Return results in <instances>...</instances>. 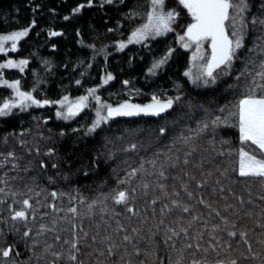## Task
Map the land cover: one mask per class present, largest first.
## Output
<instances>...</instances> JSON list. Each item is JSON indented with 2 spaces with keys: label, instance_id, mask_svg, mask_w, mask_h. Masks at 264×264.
Returning a JSON list of instances; mask_svg holds the SVG:
<instances>
[{
  "label": "trees",
  "instance_id": "obj_1",
  "mask_svg": "<svg viewBox=\"0 0 264 264\" xmlns=\"http://www.w3.org/2000/svg\"><path fill=\"white\" fill-rule=\"evenodd\" d=\"M81 2L83 0H0V33L26 26L33 18L37 20L29 35L19 42L18 49L8 53L14 59L29 58V65L24 73L16 69L6 71V78H19L25 88L35 85L38 95L46 94L58 99L63 94L75 97L83 94L86 87L102 84V77L107 70L116 77L100 91L109 103L115 104L123 99L147 103L153 92L161 96L180 95L181 98L162 117L115 120L102 125L92 135L85 134L83 127L91 122L92 114L89 112L69 123L57 121L51 108L33 110L9 119L0 117V152L6 150L3 138L7 135L8 147L16 151L19 159L18 169L13 170L11 164L6 168L0 167V177L7 170L9 176L13 177L9 185L22 194L15 199L19 201L23 196L31 197L36 212L35 221L29 216L32 234L25 237L24 226L16 223L13 228L9 217L8 205L12 203L13 197L9 195L7 201L0 205V229H3L0 232V249L12 245L14 253L16 250L19 252V255L13 254L9 258L0 254V264L6 259L17 260L20 264H37V256L39 264H49L54 258L50 253L44 255L41 252L43 244L47 242L54 245V250L67 248L64 242L77 234L81 238L79 246L85 264H97L98 257L100 264H120L121 256L125 262L131 259L132 264H171L177 257V250L182 247L183 237L177 242L176 249H171L163 242L165 226L175 218V212L164 217L165 224L160 225L159 229L153 227L161 218L160 207L169 203L157 186L159 183L165 184L173 197L175 192H179L182 202L194 205L192 215L202 213L205 219L219 222L215 214L209 218V210L197 203L201 195L213 202L214 207H220L230 218H233L231 214L235 211L240 217L237 221L239 227L247 230L252 249L264 251V245L260 243L264 240V228L259 223L264 221V200H261V196H264V181L255 177H240L238 171L232 170L237 165L239 148L260 155L258 147L250 142L242 143L235 127L221 126L213 130L210 125L207 130L198 131L199 121H210L221 115L219 109L222 106L225 107L226 115L229 102H235L238 90L235 71L215 87L194 89L185 77L189 53L178 47L173 36L159 38L146 45H130L122 52L115 50L114 42L126 39L132 28L142 22L149 8V0H121L103 7L86 6L81 13H71V9ZM253 5L251 10L254 12L259 0H253ZM131 12L136 15L129 19L127 14ZM64 16L69 19H64ZM49 28L62 34L48 36ZM252 37L253 33L250 32L246 40L248 47H251ZM80 38L84 39V44L79 43ZM53 43L56 48L51 47ZM89 43H95L96 49L89 48ZM103 46H107L106 60L103 52L94 57V52ZM169 46L175 49L171 58L156 75L148 74L147 68L153 58H159ZM6 57L0 55V63ZM44 59L51 62V71L45 70ZM89 64L91 66L87 67ZM236 67H243L240 60L236 61ZM76 79H81V85L75 84ZM124 79H128L130 84L123 85L121 82ZM240 79L242 81L244 77ZM133 88L138 91L134 92ZM242 90L239 87V91ZM6 92L9 95L10 91ZM3 96L5 92L0 90V97ZM162 127L164 132L160 131ZM61 129L65 130L64 135L60 134ZM21 138L26 142L24 146L18 142ZM131 144L136 147L131 148ZM50 147L55 149L54 155L48 154L47 149ZM186 159L188 163H185ZM152 161H155V166ZM53 164L57 166L53 167ZM141 164L144 170L132 178L130 185L137 189L134 201L136 215H131L129 219L130 214L123 206L115 205L110 198L107 201V213L101 212L100 206L96 205L91 215L86 214L87 203L92 199H103L100 193L114 189L118 178L123 179L131 168H138ZM161 167L165 172L164 177L159 175ZM201 180L204 181L202 188L198 183ZM142 181L148 183L147 190L143 189ZM185 185L193 193L191 197L185 191ZM29 188L33 191L29 192ZM213 189L216 191L213 192ZM53 190L58 193L56 198L51 196ZM78 194L85 198L84 203L79 202ZM70 196L77 198L70 200ZM224 196L228 197L227 201ZM241 196L243 204L239 201ZM155 197L160 199L153 205L151 201ZM52 203H55L56 210L50 206ZM225 203L233 204L235 208L224 210ZM14 206L19 207V204ZM70 206L77 207L80 215L67 212ZM113 209L119 215L114 216ZM246 211L251 215H245ZM181 215H185V223L190 218L188 214ZM53 220L57 221L55 232L48 231L39 237L35 236L40 223L53 227ZM118 221L129 229V234L132 227L141 230L140 236L136 237V243L141 248L139 255L132 253L131 244L128 245V252L124 251L123 230L114 232ZM209 231L211 229L205 231L204 239L200 241L205 247L211 239ZM84 232L88 233L87 237H84ZM108 234H112L114 242L120 245L115 249V255L108 254L106 245L101 243ZM56 235L61 237L59 241L55 240ZM93 235L97 236L96 241L91 240ZM219 235L222 241L232 244L231 251L226 250V247L219 249L222 258L240 257V253H247V247L239 236L229 237L227 233ZM33 239L40 241L35 246V255L31 244ZM97 248L104 251L103 256L95 251ZM192 251L186 250L187 259H191ZM128 253H132L131 256ZM202 254L197 252V255ZM214 257L215 253H212L209 258ZM60 264H65L64 260ZM252 264L257 262L253 261Z\"/></svg>",
  "mask_w": 264,
  "mask_h": 264
},
{
  "label": "snow or ice",
  "instance_id": "obj_2",
  "mask_svg": "<svg viewBox=\"0 0 264 264\" xmlns=\"http://www.w3.org/2000/svg\"><path fill=\"white\" fill-rule=\"evenodd\" d=\"M119 2L121 0H83V2L78 3L71 9V13H81L86 6L98 5L99 7H103L104 5H112ZM178 3L186 9V13L190 17V20L182 26V31H176V28H174V24L177 23L181 15L175 7H166V0H149V8L144 14L142 22L132 28L130 35L126 39H120L114 43L122 51L129 44L146 45L158 36H165L170 32H175L176 40L179 41L183 48L188 49L192 48L193 45L195 46V50L192 53V67L185 72V75L191 80L193 85L203 84L206 86L210 83H215L223 77L230 76L235 71L236 84L238 86L235 102H229L226 115L224 114L225 107L222 106L219 109L221 115L215 116L210 121L207 119L199 121L200 128L198 131L207 130L210 125L213 130L221 126L237 128L239 140L242 143L250 142L256 145L260 151V155L255 154L253 151L245 150L243 147L239 148L237 165L232 170L238 171L240 177H255L264 181V0H259V6L254 12L251 10L254 6L253 0H178ZM36 7H39V5H36ZM127 15L131 19L136 13L131 12ZM63 18L69 19L68 16H64ZM36 24L37 20L33 18L26 26L0 33V53L7 54L10 49L13 51L17 50L21 39L27 37ZM108 31H113V29H108ZM77 32L79 33V29H77ZM250 32L253 33V37L251 47H248L246 40ZM61 34L62 32L53 30L52 28H49L47 31L48 36ZM79 43L84 44V39L80 38ZM206 43L208 45L207 49L204 47ZM87 46L94 50L97 47L95 43H89ZM51 47L56 48V44L53 43ZM106 47L103 46L98 52H94V57L99 52H103L106 60L108 55ZM174 51L173 47H166L159 58H153L151 65L147 68V73L156 75L157 70L168 62ZM237 60L241 61L243 66L241 69L236 67ZM42 62L45 65V70L51 71L53 67L51 62L48 59H44ZM28 65L29 58L14 59L8 57L0 63V86L11 90L9 95L0 97V117L9 116L17 109L27 111L33 106L57 105L59 107L55 111L56 117L71 120L84 112L85 109H88L94 115L91 122L85 124L83 127L85 134L92 135L98 129H101L102 125L115 122L114 118L116 117H131L139 116L140 114L159 116L161 113H165L166 110L171 109L174 103L181 98L180 95L168 96L165 94L161 96L153 92L150 101L147 103H135L131 99H123L113 104L100 95L99 90L102 84L97 83L86 87L83 94L75 97L63 94L58 99H52L46 94L43 96L38 95L35 85L31 88H25L22 85L21 79H8L4 75L5 69H18L19 72L24 73ZM90 66L89 64L87 67ZM241 76L244 77L242 81L240 79ZM115 79V75L111 71L106 70L102 77L103 85H107ZM81 83V79L75 80V84L81 85ZM121 83L129 85L130 81L124 79ZM239 87H242L243 90L239 91ZM133 91L138 90L133 88ZM73 131H79V129H73ZM160 131L164 132L165 129L162 127ZM60 134L64 135L65 130L61 129ZM18 142L21 146H24L26 143L22 138ZM3 146L6 150L0 152V167L6 168L7 165L11 164L13 170L18 169L19 159L16 151L8 147L7 135L3 138ZM130 147L134 149L136 145L131 144ZM28 151H32V149H28ZM36 151L38 152L39 149ZM47 152L49 155H54L55 149L50 147L47 149ZM41 163L43 164L44 162L41 161ZM152 163L155 166V161H152ZM185 163H188L187 159ZM44 166L47 167V165ZM52 166L56 167L57 165L53 164ZM143 170L144 166L141 164L138 168H131L123 179L118 178L117 186L114 189H111L107 193H100L103 199H92L91 202L87 203L86 214L91 215L96 205L100 206L101 212L107 213V201L110 198L115 205H122L130 214L129 219H131V215H136L134 201L137 189L130 185L132 178L136 177ZM224 172L226 173L227 169ZM159 175L161 177L165 176L163 167H161ZM12 178L9 176L7 170L0 177V184L3 185L0 187V205L7 201L9 195L13 197L12 203L8 205L9 217L13 222V228H15L16 223L22 224L25 229L23 235L28 237L32 234V228L29 226V216L35 221L36 212L33 209L31 197L23 196L19 201L15 199L17 195L22 194L13 190L9 185V180ZM49 179L52 178L50 177ZM198 183L202 188L204 181L201 180ZM216 183L219 184V180ZM157 186L161 189L164 198L169 203L163 204L160 207L161 218L153 227L159 229L160 225L165 224L164 217L175 212V218L165 226L163 242L168 244L171 249H176L177 242L183 237L182 247L177 250V257L171 264H252L253 261H256L257 264H264V251L257 252L252 249V244L248 240L247 230L239 227L237 221L240 217L235 211L231 214L233 218H230L229 215L221 211L220 207H214L213 202L206 200L201 195L197 203L204 205L209 210V218H212L213 214H215V218L219 221L212 222L211 219H205L202 213L192 215L191 213L195 206L182 202L179 199V192H175V197H173L168 193L165 184L159 183ZM142 187L147 190L149 185L147 182L142 181ZM184 188L188 196L191 197L193 193L188 191L187 185ZM28 191L32 192L33 189L29 188ZM215 191L216 189H213V192ZM222 192L223 188H221ZM36 195L39 196V193L37 192ZM57 195V191H51L53 198H56ZM74 198L77 197H69L70 200ZM223 198L225 201L228 200L227 196ZM158 199L160 197L153 198L151 203L156 205ZM78 200L80 203L85 202V198L79 194ZM261 200H264V196H261ZM239 201L243 204L244 200L242 196L239 198ZM17 203L19 207L14 206ZM37 204H39V201H37ZM50 206L53 210H56L55 203H52ZM223 208L224 210L234 209L235 205L225 203ZM112 211L114 216L119 215V213H115L114 209ZM67 212L76 216L80 215L75 206L68 207ZM155 212L156 209L154 207L153 213L155 214ZM181 213L188 214L190 217L186 223L184 222L186 217L185 215H181ZM245 215H251V213L246 211ZM200 221L203 222L198 223ZM56 223V220L51 222L53 227L40 223L38 225L39 231L35 233V236L39 237L48 231L55 232L56 228L54 225ZM259 223L260 227L264 228V221ZM208 229H211L208 232L211 239L207 241L208 246L205 247L200 241L204 239L205 231ZM15 230L19 231V229ZM121 230L124 233L122 236V240L125 242L123 245L124 251L127 253L128 245L131 244L132 253L139 255L141 248L136 243V237L140 236L141 230L132 227L131 234H129V229L122 222L118 221L114 232L120 233ZM2 231L3 229H0V232ZM219 233H227L229 237L239 236L240 240L247 247V253H240V257L229 256L228 258H222L219 249L226 247V250L231 251L232 244L222 241ZM83 235L87 237L88 233L84 232ZM60 239L59 235L55 236L56 241ZM91 240L96 241L97 236L93 235ZM64 243L68 247H62L60 250H54V245L47 242L43 244L41 252L44 255L50 253L54 258L49 261V264H60L61 260H64L65 264H85V260L81 258L83 253L79 246L81 243L80 236L77 234L74 238L66 240ZM101 243L106 245V251L110 255H115V249L120 247V245L114 242L112 234L106 235ZM260 243L264 245V240ZM31 244L33 246V255H35V246L40 244V241L33 239ZM188 249H193L190 253L191 259H187L185 255ZM95 251L99 252L100 256L104 255V251H101L99 248L95 249ZM197 252H202L203 254L197 255ZM132 253H128L129 256ZM212 253H215V257L210 259L209 257ZM0 254L4 258H9L13 254L19 255V252L16 250L14 253L13 246L8 245L0 249ZM88 255H92V253H88ZM3 264H20V262L14 259L10 261L6 259ZM37 264H39V256H37ZM97 264H100L99 257L97 258ZM120 264H132V261L129 259L125 262L123 256H121Z\"/></svg>",
  "mask_w": 264,
  "mask_h": 264
},
{
  "label": "rangeland",
  "instance_id": "obj_3",
  "mask_svg": "<svg viewBox=\"0 0 264 264\" xmlns=\"http://www.w3.org/2000/svg\"><path fill=\"white\" fill-rule=\"evenodd\" d=\"M166 7H169V8H172V7H175L180 13H181V15H180V18L178 19V21H177V23L176 24H174V28H176V31H182L183 30V25L187 22V21H189L190 20V17L187 15V13H186V10L183 8V6L182 5H179V3H178V0H166ZM171 36H173L174 38H175V40H176V33L175 32H170V33H168L167 35H165V36H158V37H156V38H154V39H152L151 41H154V40H156V39H159V38H164V37H171ZM150 41V42H151ZM176 44L178 45V47L179 48H181V49H183L184 51H186V52H188L189 53V66H188V68H187V70H189L191 67H192V53H193V51L195 50V46L193 45V47L192 48H188V49H185V48H183L181 45H180V43H179V41L178 40H176ZM130 45H136V46H139V45H142V44H135V43H133V44H129L128 46H130ZM127 46V47H128ZM126 47V48H127ZM204 47H205V49H207L208 48V45H207V43L204 45ZM114 48H115V50L117 51V52H122L121 50H119L118 49V46L115 44V46H114ZM125 48V49H126ZM124 49V50H125ZM16 51V50H15ZM15 51H13V50H9V52H15ZM8 52V53H9ZM8 53L7 54H3V53H0V55H3V56H7L6 57V59L9 57L8 56ZM2 63V62H1ZM164 66V65H163ZM8 70H12V69H5L4 70V75H5V73H6V71H8ZM17 71H19L18 69H16ZM159 70V69H158ZM157 70V71H158ZM186 70V71H187ZM6 77V76H5ZM185 77L187 78V80L189 81V83L191 84V86L194 88V89H197V90H200V89H208V88H212V87H215L222 79H224L225 77H223L222 79H219V80H217L215 83H210V84H208V85H203V84H200V85H193L192 84V82H191V80L185 75ZM22 85L24 86V84H23V82H22ZM105 85H103V83H102V87H101V89L99 90V92L102 90V88L104 87ZM0 90H2V91H4L5 92V96H7L6 95V91L8 90V91H11V90H9V89H7L6 87H3V86H0ZM9 94H10V92H9ZM100 95H101V92H100ZM71 97H74V96H71ZM57 107H59V106H57V105H49V106H43V107H35V106H33V107H31V108H29L27 111H20V110H14V112H13V114H11V115H9V116H4V117H2L3 119L5 118V119H9V118H13V117H16V116H19L20 114L21 115H23V114H26V113H28V112H31V111H33V110H43V109H47V108H51V109H53L54 110V113H55V111H56V108ZM87 112H89V113H91L92 114V117H93V115H94V113H92L90 110H88V109H85L84 110V112H82V113H80L78 116H76L75 118H73V119H71V120H64V119H62V118H58V117H56V115H55V118H56V120L57 121H60V122H63V123H69V122H71V121H73V120H75L76 118H79L80 116H82L84 113H87Z\"/></svg>",
  "mask_w": 264,
  "mask_h": 264
},
{
  "label": "water",
  "instance_id": "obj_4",
  "mask_svg": "<svg viewBox=\"0 0 264 264\" xmlns=\"http://www.w3.org/2000/svg\"><path fill=\"white\" fill-rule=\"evenodd\" d=\"M172 109V108H171ZM171 109L166 110L165 113H161L159 116L156 115H151V114H140L139 116H131V117H116L114 118V120H119V119H124V120H136V119H140V118H159L162 117L163 115H165L167 112H170Z\"/></svg>",
  "mask_w": 264,
  "mask_h": 264
}]
</instances>
